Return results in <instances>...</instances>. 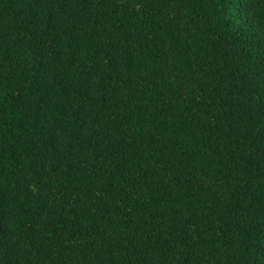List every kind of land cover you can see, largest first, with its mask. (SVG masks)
I'll list each match as a JSON object with an SVG mask.
<instances>
[{
	"label": "trees",
	"instance_id": "trees-1",
	"mask_svg": "<svg viewBox=\"0 0 264 264\" xmlns=\"http://www.w3.org/2000/svg\"><path fill=\"white\" fill-rule=\"evenodd\" d=\"M0 264H264V0H0Z\"/></svg>",
	"mask_w": 264,
	"mask_h": 264
}]
</instances>
